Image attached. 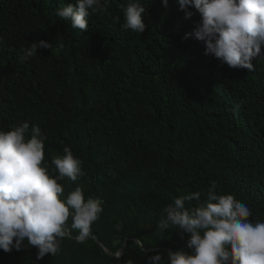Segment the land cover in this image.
Returning a JSON list of instances; mask_svg holds the SVG:
<instances>
[{
  "label": "trees",
  "instance_id": "obj_1",
  "mask_svg": "<svg viewBox=\"0 0 264 264\" xmlns=\"http://www.w3.org/2000/svg\"><path fill=\"white\" fill-rule=\"evenodd\" d=\"M67 3L75 0H0V129L28 122L30 138L37 125L53 173L52 158L70 147L84 175L59 181L63 196L79 186L103 212L83 244L71 230L54 256L0 250V264H148L156 253L188 251L187 233L158 229L162 210L213 182L218 195L251 209V221H264V60L249 71L205 55L202 41L184 39L199 13L184 19L175 0L167 8L141 0L143 34L114 22H123L126 0H108L84 32L55 15ZM41 39L52 48L25 60L23 50ZM124 240L120 257L104 251Z\"/></svg>",
  "mask_w": 264,
  "mask_h": 264
},
{
  "label": "clouds",
  "instance_id": "obj_2",
  "mask_svg": "<svg viewBox=\"0 0 264 264\" xmlns=\"http://www.w3.org/2000/svg\"><path fill=\"white\" fill-rule=\"evenodd\" d=\"M190 19L195 9L201 20L193 33L202 41L205 55H212L230 68L253 70L252 61L264 60V0H175ZM169 0H162L167 8ZM123 22H114L122 31L143 34L145 6L141 0H126L121 5ZM108 12V0H75L55 10L60 21L70 22L73 29L88 30L89 17ZM49 41L32 42L24 49V59L37 55L38 49H51ZM259 58V59H258ZM23 122L11 130L0 129V250L34 247L37 259L56 255L61 241L78 230L75 241L83 244L91 234L92 224L103 212L101 199L86 200L77 186L67 196L59 181L72 182L84 175L82 161L70 147L51 163L55 172L44 164V137L37 125ZM213 182L205 193L192 192L174 199L162 210L158 229L170 227L187 233L186 248L166 254L148 256V264H264V221H251V209L233 195H218ZM202 203L186 206L193 200ZM71 218L69 227L68 220ZM26 242V243H25ZM126 264H134L128 260Z\"/></svg>",
  "mask_w": 264,
  "mask_h": 264
},
{
  "label": "water",
  "instance_id": "obj_3",
  "mask_svg": "<svg viewBox=\"0 0 264 264\" xmlns=\"http://www.w3.org/2000/svg\"><path fill=\"white\" fill-rule=\"evenodd\" d=\"M91 237L94 239V241H95L97 244L101 245L100 242H99V240L97 239V237H96L95 235H91ZM134 241H135V243H136L138 246L141 247V244H140L139 241H137V240H134ZM124 245H125V240L121 243V247H120V249H119L116 253L109 252V251L106 250V249H104V251H105L108 255H110V256L120 257V256L124 253ZM152 249H157V248H148V249H145V251H149V250H152ZM168 252H169V250H168Z\"/></svg>",
  "mask_w": 264,
  "mask_h": 264
}]
</instances>
